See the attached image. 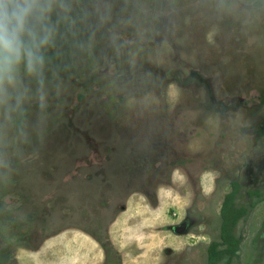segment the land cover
<instances>
[{"label": "rangeland", "instance_id": "obj_1", "mask_svg": "<svg viewBox=\"0 0 264 264\" xmlns=\"http://www.w3.org/2000/svg\"><path fill=\"white\" fill-rule=\"evenodd\" d=\"M106 3L0 147V264H208L236 180L264 264V0Z\"/></svg>", "mask_w": 264, "mask_h": 264}, {"label": "clouds", "instance_id": "obj_2", "mask_svg": "<svg viewBox=\"0 0 264 264\" xmlns=\"http://www.w3.org/2000/svg\"><path fill=\"white\" fill-rule=\"evenodd\" d=\"M108 8L106 0H0V147L26 106L44 99L49 50L75 36L78 24L91 27L93 16L107 23ZM76 46L90 47L91 37Z\"/></svg>", "mask_w": 264, "mask_h": 264}, {"label": "trees", "instance_id": "obj_3", "mask_svg": "<svg viewBox=\"0 0 264 264\" xmlns=\"http://www.w3.org/2000/svg\"><path fill=\"white\" fill-rule=\"evenodd\" d=\"M252 2V1H251ZM242 185L241 180L232 183L233 189L226 194L221 206V240L213 241L208 247V264H220L226 261L231 264L232 259L239 255L243 235H236V227L239 221L247 213L246 207H240L236 203V197L239 188Z\"/></svg>", "mask_w": 264, "mask_h": 264}, {"label": "flooded vegetation", "instance_id": "obj_4", "mask_svg": "<svg viewBox=\"0 0 264 264\" xmlns=\"http://www.w3.org/2000/svg\"><path fill=\"white\" fill-rule=\"evenodd\" d=\"M244 216H245V215H244ZM244 216H243V217H244ZM239 222H240V221H239Z\"/></svg>", "mask_w": 264, "mask_h": 264}]
</instances>
